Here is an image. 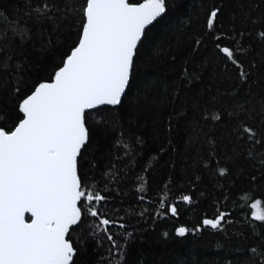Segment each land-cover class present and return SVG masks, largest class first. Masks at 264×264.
Here are the masks:
<instances>
[{
    "label": "snow or ice",
    "instance_id": "6c2138e0",
    "mask_svg": "<svg viewBox=\"0 0 264 264\" xmlns=\"http://www.w3.org/2000/svg\"><path fill=\"white\" fill-rule=\"evenodd\" d=\"M64 29L75 38L61 51ZM34 31L49 33V69L27 54ZM0 100L12 102L0 107V264H79L90 248L104 249L95 264H129L135 244L136 264H264V197L252 195L264 190V0H0ZM161 125L156 162L176 137L191 189L207 177L234 208L227 193H242L238 235L218 207L148 238L194 203L169 200L171 174L158 200L145 195L153 164L136 165ZM206 231L220 234L219 260L168 248Z\"/></svg>",
    "mask_w": 264,
    "mask_h": 264
},
{
    "label": "trees",
    "instance_id": "16d2710c",
    "mask_svg": "<svg viewBox=\"0 0 264 264\" xmlns=\"http://www.w3.org/2000/svg\"><path fill=\"white\" fill-rule=\"evenodd\" d=\"M185 5L186 10L198 9L202 0H182ZM49 33L43 31H34L32 34V42L27 45V54L30 57L32 62H40L41 67L44 69H49L51 67L50 57L53 54L52 49H45L43 47V42L47 39ZM54 45L57 43V36L59 37V41H62L60 45V50L62 51L64 47H67L71 44L72 40L75 38L74 35H70L67 29L63 31L57 30L56 33L52 34ZM158 67H163V65H152L149 67L148 72L151 73L154 69ZM46 74V72L41 73ZM223 87H228L227 84H224ZM14 102V101H13ZM11 103L7 100H0V107L10 110ZM143 129H134V131H141ZM148 135V143L146 148L144 149L143 159L136 165V170H139L146 165V163H152L153 166L147 172L146 177L148 181L147 192L145 195L150 200H158L159 196L163 194V182L169 178L171 174V178L173 183L169 185V200L174 199L176 196L183 193H191L194 199V203L191 206L184 205L182 202H178L177 207L180 210V216L178 218H172L169 220H163L157 223L156 231L153 232L151 229L148 231V238L156 235V232L167 230L173 228L174 226H178L179 224H185L188 227H192L196 224L203 216L207 215L209 218L214 216L217 208L219 207L221 210H227L232 212V218L236 221L234 225H230L229 231L233 235H238L239 230L242 228L240 221L243 220V216L240 215V209L242 207V201L240 200V196L242 193H233L228 192L227 195L229 197H234L236 202V207H233V200L230 199L227 202L224 200L223 195L218 187L213 186L207 177L199 185L200 191L205 193L204 196L200 195V191H196L190 188L188 180L191 175L190 164L191 161L185 156L183 144L178 142L176 137H173V147L175 151L168 150L167 153L159 158V161L156 162V155L160 148H168V137L165 134V130L163 125L155 130L153 133H146ZM158 137V139H157ZM111 140V136L108 138ZM102 147H106L105 141L101 139ZM151 156V161H149V157ZM97 159L101 161V168L103 167V161L107 159V153L102 152L97 156ZM174 163L175 167H172ZM94 176H99V172L92 173ZM244 187H247L245 185ZM135 190V176H131L128 181V186L124 189L125 192H128L129 195L126 198V203H131L133 200V196L131 192ZM255 197H264V190H261L259 186H257L256 190L252 193ZM217 198H219V204H217ZM123 214V210L121 212ZM133 225L136 227H140V225L136 224L135 221H131ZM142 223V222H141ZM222 244L223 241L220 239V234H212L211 232H204L203 235H199L195 238L189 236L187 241H185L184 245H169V250L179 247H187L193 248L195 247L197 251L202 253L203 257H208L213 260H219V249L217 248V244ZM244 244V243H252V240H234L233 245L235 244ZM146 245L143 244H135L129 249L128 262L129 264H136V260L140 254V250L145 248ZM104 249L101 248L98 252L94 253L91 248L87 254L82 255L79 258V264H95L97 256L103 254ZM157 256L165 255L166 250L161 249L159 247L155 248Z\"/></svg>",
    "mask_w": 264,
    "mask_h": 264
}]
</instances>
